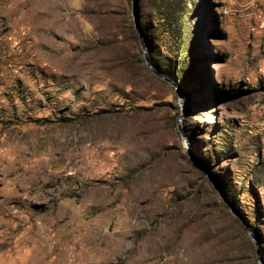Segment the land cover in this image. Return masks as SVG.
Returning a JSON list of instances; mask_svg holds the SVG:
<instances>
[{
    "label": "rangeland",
    "instance_id": "obj_1",
    "mask_svg": "<svg viewBox=\"0 0 264 264\" xmlns=\"http://www.w3.org/2000/svg\"><path fill=\"white\" fill-rule=\"evenodd\" d=\"M0 264H264V0H0Z\"/></svg>",
    "mask_w": 264,
    "mask_h": 264
},
{
    "label": "water",
    "instance_id": "obj_2",
    "mask_svg": "<svg viewBox=\"0 0 264 264\" xmlns=\"http://www.w3.org/2000/svg\"><path fill=\"white\" fill-rule=\"evenodd\" d=\"M169 84H173L171 81H169V80H167V79H165ZM257 246V245H256Z\"/></svg>",
    "mask_w": 264,
    "mask_h": 264
}]
</instances>
